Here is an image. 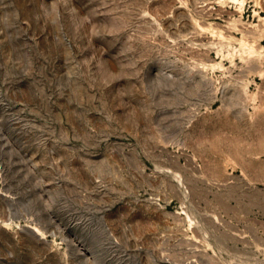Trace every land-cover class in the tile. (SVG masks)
<instances>
[{
	"label": "rangeland",
	"instance_id": "1",
	"mask_svg": "<svg viewBox=\"0 0 264 264\" xmlns=\"http://www.w3.org/2000/svg\"><path fill=\"white\" fill-rule=\"evenodd\" d=\"M0 264H264V0H0Z\"/></svg>",
	"mask_w": 264,
	"mask_h": 264
}]
</instances>
